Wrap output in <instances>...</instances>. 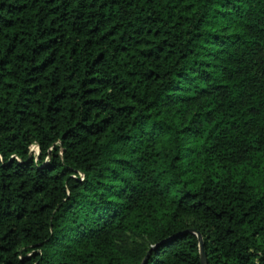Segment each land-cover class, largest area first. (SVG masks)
Returning <instances> with one entry per match:
<instances>
[{
	"label": "trees",
	"instance_id": "obj_1",
	"mask_svg": "<svg viewBox=\"0 0 264 264\" xmlns=\"http://www.w3.org/2000/svg\"><path fill=\"white\" fill-rule=\"evenodd\" d=\"M264 264V0H0V264Z\"/></svg>",
	"mask_w": 264,
	"mask_h": 264
},
{
	"label": "water",
	"instance_id": "obj_2",
	"mask_svg": "<svg viewBox=\"0 0 264 264\" xmlns=\"http://www.w3.org/2000/svg\"><path fill=\"white\" fill-rule=\"evenodd\" d=\"M196 238H197V246H198V258H199V263L200 264H206V260H205V255H204V251L202 248V243L200 240V236L198 234V232H194Z\"/></svg>",
	"mask_w": 264,
	"mask_h": 264
}]
</instances>
